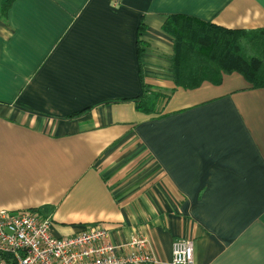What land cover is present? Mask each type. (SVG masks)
<instances>
[{
	"label": "crops",
	"instance_id": "crops-1",
	"mask_svg": "<svg viewBox=\"0 0 264 264\" xmlns=\"http://www.w3.org/2000/svg\"><path fill=\"white\" fill-rule=\"evenodd\" d=\"M172 14L264 28V0H14L0 209L35 210L59 236L103 223L115 244L142 237L153 264H172L179 238L193 264H264V88L237 72L176 86ZM146 87L170 96L161 114L136 108Z\"/></svg>",
	"mask_w": 264,
	"mask_h": 264
},
{
	"label": "trees",
	"instance_id": "trees-1",
	"mask_svg": "<svg viewBox=\"0 0 264 264\" xmlns=\"http://www.w3.org/2000/svg\"><path fill=\"white\" fill-rule=\"evenodd\" d=\"M14 0H0V24L7 21ZM164 31L174 40L170 71L176 86L194 89L205 81L220 84L224 75L242 74L254 88H264V28L229 29L185 14L169 15ZM140 42V51L142 40ZM170 96L146 87L134 98L139 111L161 114L159 103Z\"/></svg>",
	"mask_w": 264,
	"mask_h": 264
},
{
	"label": "built area",
	"instance_id": "built-area-1",
	"mask_svg": "<svg viewBox=\"0 0 264 264\" xmlns=\"http://www.w3.org/2000/svg\"><path fill=\"white\" fill-rule=\"evenodd\" d=\"M114 2L117 5L120 0ZM156 261L144 238L133 236L124 244H115L103 223L59 236L54 232L52 220L35 210L0 209V264H153ZM193 263V239H176L172 264Z\"/></svg>",
	"mask_w": 264,
	"mask_h": 264
},
{
	"label": "bare ground",
	"instance_id": "bare-ground-1",
	"mask_svg": "<svg viewBox=\"0 0 264 264\" xmlns=\"http://www.w3.org/2000/svg\"><path fill=\"white\" fill-rule=\"evenodd\" d=\"M90 224V223H89ZM61 235V234H60Z\"/></svg>",
	"mask_w": 264,
	"mask_h": 264
}]
</instances>
